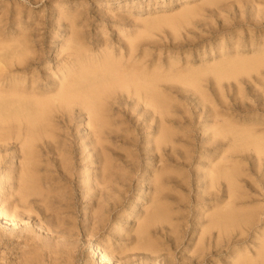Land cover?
<instances>
[{
  "label": "rangeland",
  "instance_id": "obj_1",
  "mask_svg": "<svg viewBox=\"0 0 264 264\" xmlns=\"http://www.w3.org/2000/svg\"><path fill=\"white\" fill-rule=\"evenodd\" d=\"M15 56L30 87L110 57L153 84L111 92L101 145L77 111L0 146V264L264 263V0H0Z\"/></svg>",
  "mask_w": 264,
  "mask_h": 264
},
{
  "label": "bare ground",
  "instance_id": "obj_2",
  "mask_svg": "<svg viewBox=\"0 0 264 264\" xmlns=\"http://www.w3.org/2000/svg\"><path fill=\"white\" fill-rule=\"evenodd\" d=\"M80 51L81 50L79 47L77 53H79ZM29 57H31V56H28V58ZM13 58H14V56H13ZM0 61H2V60H0ZM3 62H5V61H3ZM26 62L27 61L24 58H19V59L17 58L15 60L11 58L10 63H7L8 66H6V63H5V66H4L5 68H0V146H2L3 144H5V145L10 144L11 145L12 142H21L22 144L23 143L26 144L27 147L25 149L31 150L33 148V145L36 142H38L39 140H41L43 138V136L52 135L51 133L53 132V130H52L51 120L53 119L52 118L53 115H55L56 113L59 114V112H61V113L64 112L63 115H65V112H67L68 114L70 112L73 115V116H70V118L72 119L74 117V113L75 112L77 113V111H80L82 113L86 112V114L88 115L89 120H90L89 121L90 122L89 123L90 124V132L93 136L92 138H94V143H99L101 145V144H103L102 141L104 140V135L106 136L107 118H108V113H109V109H108V102L109 101H108V99L111 96L110 95L111 92L113 93L114 89H116V88L124 89V88H131L132 87V89H134V93L140 94L139 91L140 92H141V90L143 91V89H142L143 86H148L150 84H153V83L147 84L148 82L146 83L145 79L140 78V75L136 71L130 70L127 67L126 68L123 67L121 62L120 63L118 61L116 62V61H114L113 58L110 57V58H107L105 61H103L101 64L98 63V61H97L96 62L97 67H93L94 71L92 70L93 71L92 74H90L89 71L85 72V70H84L83 73H81L82 76H79V77L73 76L70 78L69 77L62 78L59 83L53 84L50 88H42V87L36 86L37 81L36 80L34 81V79H33L32 84H31L32 86L30 87V85L26 86L27 85V84H25L26 79L17 78L15 76L12 77V75H14V74L11 73L12 71H10L11 68H14V66H15L14 64H16V67H20V68L22 67V69H26V65L30 64V63H26ZM71 71H72V68H69L66 70L65 73H69ZM89 75H91V76H89ZM157 83H159V82H157ZM155 84L156 83H154V85ZM158 93L151 92L149 99L152 103H154L156 108H159V106L161 108H163L165 106V105H163L164 104V97L162 94H160V93L158 94ZM113 96H115V95H113ZM109 100H111V99H109ZM67 113H66V115H67ZM82 113H81V115H82ZM63 119H64V117H63ZM68 120L72 123V121L69 118H68ZM67 124H69V123H67ZM231 129H232V127H231ZM165 130H166V133H163L161 135V138L163 137L162 138L163 141L158 142L159 145H162L167 141L165 139L166 138L165 135L167 134V129H165ZM165 130L163 132H165ZM235 132H237V131H235ZM166 136H169V135H166ZM94 143H93V145H95ZM167 143H168V141H167ZM25 144H23V145L25 146ZM93 145H91V146H93ZM24 146H23V148H24ZM158 149H160V148L158 147ZM32 154H33V152H32ZM222 169H223V167L221 168V170ZM224 169H225V167H224ZM224 169L222 170V172L224 171ZM226 169L228 170V167H226ZM226 169H225V171H226ZM221 170L219 169V171H221ZM229 170H233V169H229ZM214 171L216 173L217 170H214ZM222 172H218L215 175L218 176V174L222 173ZM235 172L233 173V176H234V174H236ZM223 173H225V172H223ZM226 173H227V171H226ZM226 173L224 175H221V176L222 177L227 176L228 174H226ZM229 173H230V171H229ZM231 175H232V173H231ZM103 177H104V175H103ZM231 179H234V178H230V180ZM228 182L230 183V181H228ZM233 183H234V181L233 182L231 181V184H233ZM29 184H30V182H29ZM235 186H237V185H235ZM235 186H234V188H236ZM229 189H230V187H229ZM230 191L231 190H229V192ZM2 193H3V191H2V189H0V195ZM232 195L230 194V196H232ZM233 197L231 199H233ZM230 204H233V203L230 202ZM230 206H226V208L230 207ZM228 209L230 210V208H228ZM221 210L218 213H221ZM224 210L225 209L223 208L222 213L226 214L227 217L229 215V218L224 216V214H223L224 217L221 216L222 214L218 215V213H216V215H218L219 218L223 217L226 222L229 221L228 223L224 222L225 224H229L234 219L233 215L229 213L232 210H230L229 212L227 210V212L229 213L228 215H227V212H224ZM16 211L17 210H15V212ZM0 213H1V215L4 214L3 211H0ZM232 213L235 214L234 212H232ZM252 216L254 217V215H252ZM153 217H155V214L151 217L154 220ZM214 217L216 218L215 215H214ZM225 217L227 218V220L225 219ZM215 218L213 219V222H214ZM149 220H147V221H149ZM221 220L217 219L215 224L218 223L217 221H221ZM13 221H15V218H13ZM151 221L152 220H150V222ZM150 222H146L147 226L145 225V227H143L145 229H143L142 231H145V230L148 231L149 230V229H147V227H148V224H150ZM153 222L155 223V220ZM153 222H151V226L153 225L152 224ZM248 222H250V219ZM221 223H222V221H221ZM233 223H231V224H233ZM225 224H223V225L225 226ZM217 225H219V224H217ZM151 226H149V227H151ZM261 250H262V248H261ZM96 252L99 254H102V248L100 245H97ZM261 253H262L261 255H264L263 252H261ZM263 261H264V259H263ZM254 262L255 261H251V262L248 261L244 264H255L256 262L255 263ZM262 264H264V263H262Z\"/></svg>",
  "mask_w": 264,
  "mask_h": 264
}]
</instances>
